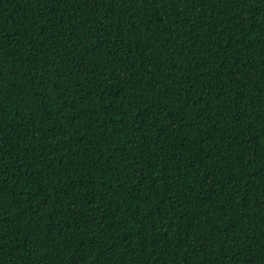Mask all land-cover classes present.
<instances>
[{
  "label": "trees",
  "instance_id": "obj_1",
  "mask_svg": "<svg viewBox=\"0 0 264 264\" xmlns=\"http://www.w3.org/2000/svg\"><path fill=\"white\" fill-rule=\"evenodd\" d=\"M0 264H264V0H0Z\"/></svg>",
  "mask_w": 264,
  "mask_h": 264
}]
</instances>
